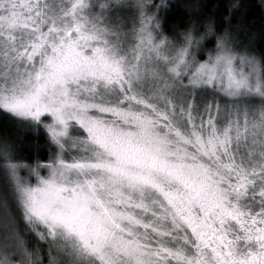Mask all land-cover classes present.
<instances>
[{"label": "snow or ice", "instance_id": "1", "mask_svg": "<svg viewBox=\"0 0 264 264\" xmlns=\"http://www.w3.org/2000/svg\"><path fill=\"white\" fill-rule=\"evenodd\" d=\"M255 27L240 0H0V112L43 141L0 136V264H264Z\"/></svg>", "mask_w": 264, "mask_h": 264}, {"label": "trees", "instance_id": "2", "mask_svg": "<svg viewBox=\"0 0 264 264\" xmlns=\"http://www.w3.org/2000/svg\"><path fill=\"white\" fill-rule=\"evenodd\" d=\"M171 3H177L180 5H186L195 2V0H170ZM201 3H206L210 7H218L219 5L234 2V0H200ZM241 3L245 4L249 8V19H255V31L257 32V38L249 43V47L253 48L257 54H260L261 50L264 49V42H261L259 38L260 30V17H261V0H240ZM186 16H175L169 20L171 25L183 24L186 21ZM245 43H248L245 41ZM211 47V45H208ZM9 135L13 138L18 139L20 145L25 149L23 155L35 152V144H43V141H38L35 134L29 132L21 124L17 123L15 120L9 118L4 113L0 112V136ZM43 158V157H42ZM3 176V175H2ZM5 180L3 176L0 180Z\"/></svg>", "mask_w": 264, "mask_h": 264}, {"label": "rangeland", "instance_id": "3", "mask_svg": "<svg viewBox=\"0 0 264 264\" xmlns=\"http://www.w3.org/2000/svg\"><path fill=\"white\" fill-rule=\"evenodd\" d=\"M3 174L2 173H0V176H1V178L3 177L2 176ZM4 183H5V180H0V188H2L3 186H4Z\"/></svg>", "mask_w": 264, "mask_h": 264}]
</instances>
